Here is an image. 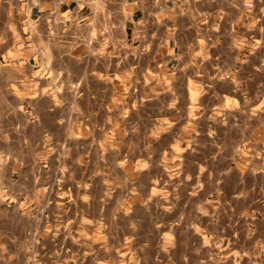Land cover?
<instances>
[{"label": "rangeland", "instance_id": "obj_1", "mask_svg": "<svg viewBox=\"0 0 264 264\" xmlns=\"http://www.w3.org/2000/svg\"><path fill=\"white\" fill-rule=\"evenodd\" d=\"M30 2L0 0L16 264H264V27H190V0L154 27H63Z\"/></svg>", "mask_w": 264, "mask_h": 264}, {"label": "crops", "instance_id": "obj_2", "mask_svg": "<svg viewBox=\"0 0 264 264\" xmlns=\"http://www.w3.org/2000/svg\"><path fill=\"white\" fill-rule=\"evenodd\" d=\"M79 1L75 7L70 5V0H31L30 9L25 15L33 21L41 22L57 14L62 17L63 27L72 17H77L80 25L84 24L85 27H89L93 22H96L97 27H154L150 23V17L156 6L165 9L175 6L178 2V0H101L106 2L105 11L101 12L95 8V5H100L98 0ZM22 9L23 0L21 17ZM190 16V27H264V0H190ZM102 19L106 21V25L101 24ZM159 27H167L166 22ZM233 57L235 58L233 62H236L238 56L233 54ZM11 159L14 165L16 158Z\"/></svg>", "mask_w": 264, "mask_h": 264}, {"label": "clouds", "instance_id": "obj_3", "mask_svg": "<svg viewBox=\"0 0 264 264\" xmlns=\"http://www.w3.org/2000/svg\"><path fill=\"white\" fill-rule=\"evenodd\" d=\"M24 251H31V246H28ZM31 259H35L32 256ZM18 260V253H9L8 248L5 245H0V264H16Z\"/></svg>", "mask_w": 264, "mask_h": 264}]
</instances>
